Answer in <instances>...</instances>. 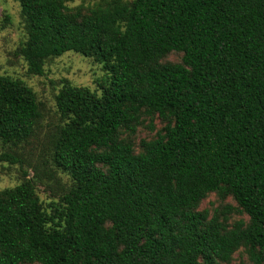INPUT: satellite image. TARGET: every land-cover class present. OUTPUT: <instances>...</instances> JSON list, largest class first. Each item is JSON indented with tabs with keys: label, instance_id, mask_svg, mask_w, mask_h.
Returning a JSON list of instances; mask_svg holds the SVG:
<instances>
[{
	"label": "trees",
	"instance_id": "obj_1",
	"mask_svg": "<svg viewBox=\"0 0 264 264\" xmlns=\"http://www.w3.org/2000/svg\"><path fill=\"white\" fill-rule=\"evenodd\" d=\"M33 76L72 52L102 65L99 93L66 80L55 96L54 169L71 185L43 206L35 184L0 190V264H264V0H15ZM170 53L177 64H162ZM166 122L143 152L120 140L141 113ZM36 96L0 76V162L23 166ZM230 197L227 230L199 211Z\"/></svg>",
	"mask_w": 264,
	"mask_h": 264
},
{
	"label": "rangeland",
	"instance_id": "obj_2",
	"mask_svg": "<svg viewBox=\"0 0 264 264\" xmlns=\"http://www.w3.org/2000/svg\"><path fill=\"white\" fill-rule=\"evenodd\" d=\"M98 0H72L67 5L71 8L82 6L85 10ZM131 1V0H124ZM26 35L20 17L19 4L15 0H0V76H7L23 82L36 96L40 117L36 122L30 142L20 145L14 151L24 160L22 167L0 162V190L13 188L22 180V171L27 172L36 187V193L43 206L57 201L61 194L71 185L70 178L54 169L51 161V135L59 123L55 106V96L66 80L73 87H83L99 93V82L104 76L102 65L92 59L68 52L60 57L48 59L43 63V74L33 76L27 73V66L19 55L20 45ZM182 55L170 53L160 63L177 64ZM166 122L157 115L147 116L143 112L137 122L129 129L120 130V140L132 146L134 154L143 152L142 142H152L163 134ZM13 150L0 143V154ZM229 206L233 211L218 216V223L227 230L238 223L244 226L248 217L238 210L232 198L220 199L215 194H208L199 204L198 210L205 211L211 219L217 210ZM223 264H252L244 248H239Z\"/></svg>",
	"mask_w": 264,
	"mask_h": 264
}]
</instances>
